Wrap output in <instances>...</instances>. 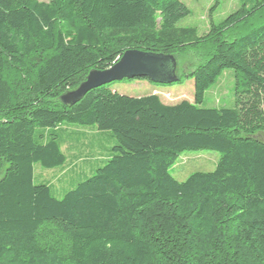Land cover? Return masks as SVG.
Masks as SVG:
<instances>
[{"label":"trees","instance_id":"obj_1","mask_svg":"<svg viewBox=\"0 0 264 264\" xmlns=\"http://www.w3.org/2000/svg\"><path fill=\"white\" fill-rule=\"evenodd\" d=\"M189 15L181 0H0V264H264V0H243L203 37L178 27ZM199 49L204 62L163 85L193 80V101L113 84L60 100L127 51L177 63ZM227 70L234 107H202ZM137 80L160 86L124 81ZM70 128L115 145L59 199L35 184V165L92 169L69 163L66 141L86 137ZM197 151L221 155L215 170L177 181L172 168Z\"/></svg>","mask_w":264,"mask_h":264},{"label":"rangeland","instance_id":"obj_2","mask_svg":"<svg viewBox=\"0 0 264 264\" xmlns=\"http://www.w3.org/2000/svg\"><path fill=\"white\" fill-rule=\"evenodd\" d=\"M40 2H48L49 0H38ZM246 1V0H245ZM181 2L189 9L190 15L178 23L180 28H195L199 36L203 37L210 31L211 20L216 24H220L229 15L236 12L243 3V0H181ZM212 18L210 17V11ZM205 55L201 49L197 51L187 52L178 56L177 72L179 76L189 73L192 69L204 62ZM111 89L121 95L129 97H145L152 95L154 90L159 93H166L163 97L164 102L174 105L181 101H193L194 82L193 80L183 78L182 84L168 86H153L147 81H122L113 83ZM234 91L235 79L233 71L227 70L219 78L217 84L206 92L202 107L205 108H220L234 107ZM68 132L86 135L85 138L74 137L75 140L69 139L63 147L64 153L67 155L69 163L80 160H90L92 169H85L82 173H69L64 177L65 173L60 169L48 171L35 165V184L42 183V180L48 181L53 185L55 196L61 199L65 193L84 180L92 176L96 169L103 165V158L109 154L110 149L115 145V141L111 138L109 132L103 135L96 136V131L89 129H67ZM84 131V132H83ZM264 140V136L260 137ZM90 143L94 144L93 148ZM87 155H91L88 158ZM221 155L215 151H197L184 153L175 166L172 168V175L179 182H184L194 173L213 172ZM78 165L79 170L85 168Z\"/></svg>","mask_w":264,"mask_h":264},{"label":"water","instance_id":"obj_3","mask_svg":"<svg viewBox=\"0 0 264 264\" xmlns=\"http://www.w3.org/2000/svg\"><path fill=\"white\" fill-rule=\"evenodd\" d=\"M176 69L177 63L173 56L160 58L138 50H130L110 69L91 71L76 90L64 94L60 100L65 106H74L92 90L137 78H148L157 85L174 84L179 80Z\"/></svg>","mask_w":264,"mask_h":264}]
</instances>
